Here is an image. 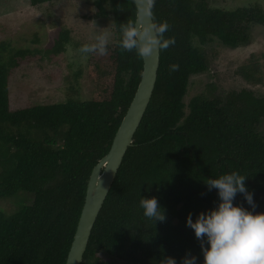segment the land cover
<instances>
[{
	"label": "trees",
	"instance_id": "trees-1",
	"mask_svg": "<svg viewBox=\"0 0 264 264\" xmlns=\"http://www.w3.org/2000/svg\"><path fill=\"white\" fill-rule=\"evenodd\" d=\"M54 0H30L33 7ZM97 19H113L117 36L108 54H89L92 97L54 104L13 106L12 73L37 55L61 57L72 43L65 29L51 50H23L0 44V264H66L85 203L93 169L110 151L143 72V59L123 51L120 25L135 19L134 0H94ZM154 21H167L158 80L144 119L94 225L82 264H159L187 253L204 264L200 241L186 226L220 200L207 179L235 171L247 177L253 214L264 213V97L252 90L230 91L224 98L207 92L185 98L194 76L209 70L205 46L218 40L238 50L251 38L249 25L264 27V9L226 11L206 0H155ZM91 44V43H86ZM17 50L9 62L4 52ZM179 70L170 72V65ZM255 54L237 73L263 84ZM81 72L74 77L78 78ZM157 198L164 222L147 219L141 198ZM12 201L18 203L13 211ZM5 204V207L2 204ZM234 206L253 211L243 194ZM9 207V209H7ZM205 238V247H207Z\"/></svg>",
	"mask_w": 264,
	"mask_h": 264
},
{
	"label": "rangeland",
	"instance_id": "rangeland-1",
	"mask_svg": "<svg viewBox=\"0 0 264 264\" xmlns=\"http://www.w3.org/2000/svg\"><path fill=\"white\" fill-rule=\"evenodd\" d=\"M213 8L235 11L240 8L259 6L264 9V0H206ZM94 0H54L36 7L30 0H0V44H10L11 48L23 50H51L55 40L65 30H70L72 43H94L98 29L111 33L108 45L117 36L113 19H97ZM249 43L238 50L225 47L218 40L205 46L209 70L190 80V88L185 100L201 92L213 97L224 98L230 91L252 90L257 97H264L263 84L254 85L237 73L238 68L253 54L260 58L264 77V27L251 23ZM61 57L37 55L30 63H23L13 71L10 82V98L13 106L54 104L69 98L88 99L92 97L95 85L87 64L89 54L83 55L79 46L71 45ZM4 52V61L9 62L14 53ZM80 75L74 77L76 73ZM264 134V120L259 127ZM15 201L11 203L13 211ZM5 207V204H2ZM7 207V209H9ZM106 262L115 263L105 254Z\"/></svg>",
	"mask_w": 264,
	"mask_h": 264
},
{
	"label": "clouds",
	"instance_id": "clouds-1",
	"mask_svg": "<svg viewBox=\"0 0 264 264\" xmlns=\"http://www.w3.org/2000/svg\"><path fill=\"white\" fill-rule=\"evenodd\" d=\"M134 2L137 6L135 19H128L120 25V48L127 52L135 51L139 58H145L154 51L167 50L174 45L175 39L165 38L164 35L170 28L167 21H154L152 9L155 0ZM110 36L107 28L98 29L95 42L82 45L78 51L85 56L93 53L106 56ZM178 70V64L170 65V72ZM246 179V176L235 171L216 179H207L205 184L208 190L218 191V206L199 213L195 222L191 213L186 218V226L194 231L195 237L201 242L204 264H264V213L253 214L256 205L253 194L245 186ZM237 193L243 194L253 211L234 206ZM139 206L143 209L144 217L154 223L166 220L165 210L160 207L157 198H141ZM159 264H177V261L172 257H164ZM181 264H197V257L187 253Z\"/></svg>",
	"mask_w": 264,
	"mask_h": 264
},
{
	"label": "water",
	"instance_id": "water-1",
	"mask_svg": "<svg viewBox=\"0 0 264 264\" xmlns=\"http://www.w3.org/2000/svg\"><path fill=\"white\" fill-rule=\"evenodd\" d=\"M160 57L161 50L142 58V77L132 103L115 135L109 153L93 169L88 181L85 203L66 264H82L84 261L94 225L153 97L158 80Z\"/></svg>",
	"mask_w": 264,
	"mask_h": 264
}]
</instances>
